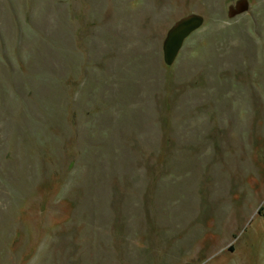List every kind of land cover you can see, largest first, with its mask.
Here are the masks:
<instances>
[{
  "label": "rangeland",
  "instance_id": "374dc122",
  "mask_svg": "<svg viewBox=\"0 0 264 264\" xmlns=\"http://www.w3.org/2000/svg\"><path fill=\"white\" fill-rule=\"evenodd\" d=\"M262 210L264 0H0V264H264Z\"/></svg>",
  "mask_w": 264,
  "mask_h": 264
},
{
  "label": "water",
  "instance_id": "95a60500",
  "mask_svg": "<svg viewBox=\"0 0 264 264\" xmlns=\"http://www.w3.org/2000/svg\"><path fill=\"white\" fill-rule=\"evenodd\" d=\"M243 1L245 2L246 0ZM236 3L239 4L238 1ZM237 4L233 11L241 12L247 8L246 3L244 8L238 10ZM203 22L204 18L202 15L192 13L180 18L168 29L162 43L163 60L166 65H171L174 62L185 38L198 29Z\"/></svg>",
  "mask_w": 264,
  "mask_h": 264
},
{
  "label": "crops",
  "instance_id": "0c3cea01",
  "mask_svg": "<svg viewBox=\"0 0 264 264\" xmlns=\"http://www.w3.org/2000/svg\"><path fill=\"white\" fill-rule=\"evenodd\" d=\"M258 215H260L263 218V223H264V210H262V212L258 213Z\"/></svg>",
  "mask_w": 264,
  "mask_h": 264
},
{
  "label": "trees",
  "instance_id": "16d2710c",
  "mask_svg": "<svg viewBox=\"0 0 264 264\" xmlns=\"http://www.w3.org/2000/svg\"><path fill=\"white\" fill-rule=\"evenodd\" d=\"M259 213H260V211H259Z\"/></svg>",
  "mask_w": 264,
  "mask_h": 264
}]
</instances>
